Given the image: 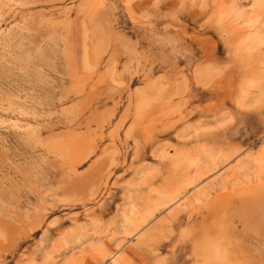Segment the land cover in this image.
Here are the masks:
<instances>
[{
	"label": "rangeland",
	"instance_id": "rangeland-1",
	"mask_svg": "<svg viewBox=\"0 0 264 264\" xmlns=\"http://www.w3.org/2000/svg\"><path fill=\"white\" fill-rule=\"evenodd\" d=\"M262 181L264 0H0V264H201Z\"/></svg>",
	"mask_w": 264,
	"mask_h": 264
},
{
	"label": "bare ground",
	"instance_id": "bare-ground-1",
	"mask_svg": "<svg viewBox=\"0 0 264 264\" xmlns=\"http://www.w3.org/2000/svg\"><path fill=\"white\" fill-rule=\"evenodd\" d=\"M235 194L241 196L238 201L237 198L222 205L219 218L222 240L219 233L206 226L197 236L186 232L185 239L188 238L195 257L203 264H264L258 259L264 255V181L230 190L224 199L235 198ZM236 218L243 227L240 233L235 226Z\"/></svg>",
	"mask_w": 264,
	"mask_h": 264
}]
</instances>
